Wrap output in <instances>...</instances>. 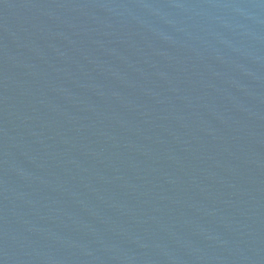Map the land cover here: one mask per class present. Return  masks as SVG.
<instances>
[{
    "label": "water",
    "instance_id": "obj_1",
    "mask_svg": "<svg viewBox=\"0 0 264 264\" xmlns=\"http://www.w3.org/2000/svg\"><path fill=\"white\" fill-rule=\"evenodd\" d=\"M0 264H264V0H0Z\"/></svg>",
    "mask_w": 264,
    "mask_h": 264
}]
</instances>
